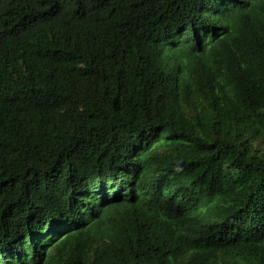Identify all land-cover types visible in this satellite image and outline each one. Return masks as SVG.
Wrapping results in <instances>:
<instances>
[{
	"label": "trees",
	"instance_id": "obj_1",
	"mask_svg": "<svg viewBox=\"0 0 264 264\" xmlns=\"http://www.w3.org/2000/svg\"><path fill=\"white\" fill-rule=\"evenodd\" d=\"M0 264H264V0H0Z\"/></svg>",
	"mask_w": 264,
	"mask_h": 264
}]
</instances>
